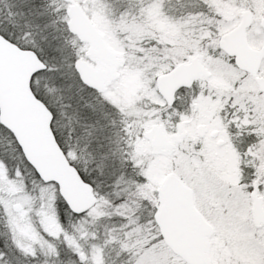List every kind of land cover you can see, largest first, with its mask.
Returning <instances> with one entry per match:
<instances>
[{
    "label": "snow or ice",
    "instance_id": "1",
    "mask_svg": "<svg viewBox=\"0 0 264 264\" xmlns=\"http://www.w3.org/2000/svg\"><path fill=\"white\" fill-rule=\"evenodd\" d=\"M0 264H264V0H0Z\"/></svg>",
    "mask_w": 264,
    "mask_h": 264
}]
</instances>
